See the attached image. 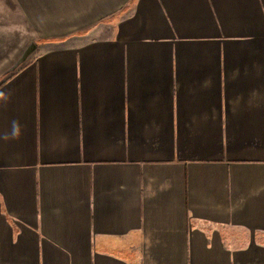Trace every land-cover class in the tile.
<instances>
[{"label":"crops","instance_id":"1","mask_svg":"<svg viewBox=\"0 0 264 264\" xmlns=\"http://www.w3.org/2000/svg\"><path fill=\"white\" fill-rule=\"evenodd\" d=\"M32 42L0 264H264V0H0V75Z\"/></svg>","mask_w":264,"mask_h":264},{"label":"water","instance_id":"2","mask_svg":"<svg viewBox=\"0 0 264 264\" xmlns=\"http://www.w3.org/2000/svg\"><path fill=\"white\" fill-rule=\"evenodd\" d=\"M36 44L30 43L26 46V48L23 50L21 55L18 57V59L15 61L13 66L10 68L11 70L16 69L19 65H21L25 60L31 55V53L34 51Z\"/></svg>","mask_w":264,"mask_h":264},{"label":"clouds","instance_id":"3","mask_svg":"<svg viewBox=\"0 0 264 264\" xmlns=\"http://www.w3.org/2000/svg\"><path fill=\"white\" fill-rule=\"evenodd\" d=\"M0 99L6 100L7 97L5 96V93L0 92ZM21 132V126L18 121L12 122V136L18 138ZM8 137L5 136L4 139H7Z\"/></svg>","mask_w":264,"mask_h":264},{"label":"rangeland","instance_id":"4","mask_svg":"<svg viewBox=\"0 0 264 264\" xmlns=\"http://www.w3.org/2000/svg\"><path fill=\"white\" fill-rule=\"evenodd\" d=\"M15 63V62H14ZM13 63V64H14ZM13 64L10 66L7 67V69L5 71H3L0 75V79L5 77L6 75H8L9 73H11L12 71H14L15 69L11 70L10 68L13 66Z\"/></svg>","mask_w":264,"mask_h":264}]
</instances>
